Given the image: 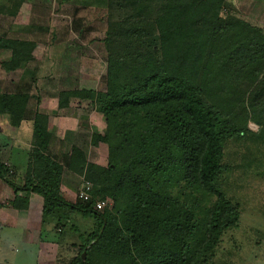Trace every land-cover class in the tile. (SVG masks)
<instances>
[{
	"label": "trees",
	"instance_id": "1",
	"mask_svg": "<svg viewBox=\"0 0 264 264\" xmlns=\"http://www.w3.org/2000/svg\"><path fill=\"white\" fill-rule=\"evenodd\" d=\"M98 1L107 11L130 10L107 22L101 40L105 88L62 91L58 106L78 98L103 115L105 127L90 141L106 146V165L72 146L67 168L92 187L89 201H66L62 166L47 154V119L36 111L22 185L0 162L14 193L9 205L26 208L18 192L40 195L41 226L51 222L58 232L75 213L91 220L67 264H216L223 235L241 216V203L222 190L239 166L230 145L244 142L248 121L259 128L250 141L264 139V32L222 15L224 0ZM34 46L0 42L11 52L2 68L25 66ZM27 102L26 93H2L0 115L17 127ZM105 198L112 207L96 211Z\"/></svg>",
	"mask_w": 264,
	"mask_h": 264
},
{
	"label": "rangeland",
	"instance_id": "2",
	"mask_svg": "<svg viewBox=\"0 0 264 264\" xmlns=\"http://www.w3.org/2000/svg\"><path fill=\"white\" fill-rule=\"evenodd\" d=\"M114 3L120 4L122 0H114ZM106 6L98 0H0V42L22 40L35 44L27 64L15 71L2 68L1 61L9 58L11 52L0 47V94H28V117H33L37 111L49 122L48 113L52 112L57 118V113L62 112L58 106L60 92L104 90L106 63L101 40L107 22L124 19L130 12L127 8L107 11ZM221 14L233 15L264 32V0H224ZM63 108L67 120L65 126H68L67 142L81 147L88 161L105 166L106 146L93 145L90 141L91 133L103 131V115L87 100L78 98H69ZM246 126L249 132H246L244 142L237 147L230 145L228 151L237 152L239 166L226 175L222 187L228 196L241 203V216L238 226L223 235L216 264H264V139L251 142V133L258 132L259 128L251 121L246 122ZM52 131L57 135L58 129ZM15 132L16 127L10 124L8 116L0 115V162L5 166V157L11 152L6 142H11ZM47 154L52 156L50 151ZM68 176L73 179L65 173L62 180L67 192L59 188V194L66 201L69 198L70 202L76 203L83 180L72 174ZM2 187L1 208L13 199ZM38 197L42 199L40 195ZM111 207L112 201L108 209ZM39 216L41 226V213ZM37 222L38 216L29 222L31 242H27L22 229L16 228L13 222H0V264H67L78 253L77 245L82 240L79 234L92 228L91 220L76 213L61 232H58L61 227L55 230L51 222L43 226L45 232L41 226L43 231L40 229L38 239L47 245L42 248L44 257L40 259L37 256L39 247L32 243L36 240L33 228Z\"/></svg>",
	"mask_w": 264,
	"mask_h": 264
},
{
	"label": "crops",
	"instance_id": "3",
	"mask_svg": "<svg viewBox=\"0 0 264 264\" xmlns=\"http://www.w3.org/2000/svg\"><path fill=\"white\" fill-rule=\"evenodd\" d=\"M27 107L28 105H26L25 108L24 119L22 120L20 125L16 127V132L13 135V139L11 140V142L8 141L6 142L8 143V149H10L11 152L10 154L8 153L7 156L5 157L7 158L6 159L7 163L5 164L7 166H11L12 169L14 170V180H15L14 182L19 186L22 185L24 181L26 169L28 166V151L32 141L31 137H32L33 117L31 118L28 117ZM25 114H27L26 117ZM48 114H49V118H48L49 122H47L48 123L47 129L48 132L50 133V141H49V148H47V151L48 153L50 151V154L52 155L50 158H52L54 161L58 162L62 166L60 191L67 192V190L64 189L65 188L64 185L62 184L63 174L67 173V177H69L70 180H72L73 178L68 176V174L77 176L80 179L78 175H76L67 168L68 165L67 163L69 160L68 156L70 154L71 147L76 146L81 151H83V149L76 144L71 145L70 143L67 142L66 129L68 128V126H65V124H67V120H65L66 117L65 108H62V112L57 113V118L54 117L55 114H53L52 112ZM54 128L58 129L59 133L57 132V135L52 131ZM60 156H61V160L59 159ZM86 160L88 159L86 158ZM62 161L65 162L62 163ZM93 163L96 164V162ZM2 185H4L5 188L2 187ZM1 187L3 191L5 192L7 191L6 194H8V197H12V196L14 197L13 189L11 188V186L6 184L2 180H0V191L2 192ZM17 196L20 198H23L25 196L27 197L28 204L26 205V208L24 210L15 209L9 205V202L11 201L10 200L9 202H7V204L4 207L2 208L0 207V222L1 221L13 222L16 228L18 227L22 229L27 242H31V240L29 239L31 237V229L29 222L31 221L32 218L38 216L37 225H35L34 228L32 227L34 230H36V240L32 241V243L40 248V249L38 248L37 256L38 258L41 259L42 257H44V252L42 251V248L45 245H47L46 244L47 242H41V240L38 239L40 229H42L40 226V216H39L42 210V199L38 197L39 196L38 194L32 192L31 193L18 192ZM67 201L70 202L69 198ZM7 245L10 246V242H8ZM10 251H12V247L10 248Z\"/></svg>",
	"mask_w": 264,
	"mask_h": 264
},
{
	"label": "built area",
	"instance_id": "4",
	"mask_svg": "<svg viewBox=\"0 0 264 264\" xmlns=\"http://www.w3.org/2000/svg\"><path fill=\"white\" fill-rule=\"evenodd\" d=\"M92 185L90 184V182L88 181H84L82 182V186L78 192V199L83 201V202H87L90 200V190H91ZM111 205V201L107 200V199H102V200H97L94 205L93 208L98 211L101 212L103 211L104 208H108Z\"/></svg>",
	"mask_w": 264,
	"mask_h": 264
},
{
	"label": "water",
	"instance_id": "5",
	"mask_svg": "<svg viewBox=\"0 0 264 264\" xmlns=\"http://www.w3.org/2000/svg\"><path fill=\"white\" fill-rule=\"evenodd\" d=\"M81 257L84 258V253L81 254Z\"/></svg>",
	"mask_w": 264,
	"mask_h": 264
}]
</instances>
